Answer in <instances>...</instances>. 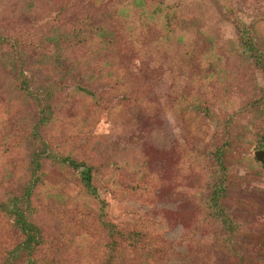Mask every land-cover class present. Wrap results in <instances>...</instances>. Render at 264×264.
<instances>
[{"label": "rangeland", "instance_id": "374dc122", "mask_svg": "<svg viewBox=\"0 0 264 264\" xmlns=\"http://www.w3.org/2000/svg\"><path fill=\"white\" fill-rule=\"evenodd\" d=\"M91 1L0 0V33L19 36L20 66L41 91L47 82L57 87L54 118L42 131L52 154L91 165L106 220L145 232L151 249L124 250L119 264H235L227 239L250 264H264V170L253 155L264 143V114L253 104L264 96V72L237 29L249 28L264 55V0ZM60 2L67 7L57 11ZM174 5L191 20L167 30L164 14ZM83 19L100 23L101 35L49 67L40 62L53 39ZM19 72L1 48L0 202L24 191L31 156L43 148L31 139L38 108L20 90ZM228 141L225 207L239 223L235 235L205 209L221 173L214 151ZM41 167L44 184L33 198L45 238L38 264H107L94 230L100 201L76 172ZM11 223L0 216V262L20 241Z\"/></svg>", "mask_w": 264, "mask_h": 264}, {"label": "trees", "instance_id": "16d2710c", "mask_svg": "<svg viewBox=\"0 0 264 264\" xmlns=\"http://www.w3.org/2000/svg\"><path fill=\"white\" fill-rule=\"evenodd\" d=\"M92 1L94 2V0ZM92 1L89 4H91ZM66 7L67 4H62L60 2L57 11H62V9H65ZM166 8L167 11H165L164 14V24L167 30L177 27V25L180 24H189L188 22H190L191 16L183 11L180 14H177L176 11H174L177 9V5ZM87 11L91 10L87 9ZM237 29L243 47L251 54L255 66L264 72V55L258 49L256 43H254L250 29L242 27L239 23L237 24ZM101 33L102 27L100 26V23L95 25L91 19L79 24L70 25L68 31H65L53 39V52L48 54L46 51H42L39 60L40 62H43L44 60V65L49 67L51 62H58L61 60L64 57L66 50L90 45L97 38H93L92 36L101 35ZM105 41L106 40H103V45H105ZM108 43L112 44V48L117 46V43L115 42ZM21 46L22 44L19 42V36L17 34L4 35L0 33V49H8L13 58L17 61L20 70L19 75L17 76L20 90L32 100L38 108L37 120L31 130V139L37 144L43 146V148L41 149V152H34L31 156L28 166L30 167L31 177L29 179V184L24 188V191L20 195H12V197H7L6 200L0 202V216L2 219L9 221L11 219V228H15L20 234V241L14 244L11 251L7 252L4 262H0V264H38L39 261L37 259H39V257L37 254L42 248H45L43 231L33 219L35 216L33 198L41 185L44 184L45 173L41 167L43 163H53L61 168H67L76 172L85 193L93 199L100 201L97 188L94 185L93 167L84 160H75L70 156L59 157L52 154L50 147L44 141L42 131L54 118L51 100L55 97V90L57 87H54V85L50 83L47 84V82L45 83L44 88H42L43 91H41L40 88L36 86V80H33L24 74V69L20 64L23 61L25 52ZM77 89L81 93L93 96L92 91H89V89L85 87L79 86ZM253 104L264 114V96ZM199 109V107H195L196 111H200ZM203 111L208 118L212 119L218 126H220L221 118L216 116L208 108H205ZM223 126L224 129L227 130L228 122H225ZM259 147L260 148L257 150H264V143L261 142ZM231 149L232 144L228 141L225 142L224 146L214 151V158L221 169V173L219 177L215 178L214 182H212L210 194L205 200V209L208 211L207 214L212 223H218L229 235H235L240 230L239 223L231 218L225 207L228 191V178L226 177L228 171L227 167H225V163L228 162L229 155H231L232 151ZM100 204L101 208L97 213L98 225L94 227V230H99L104 237L107 264H119L121 261L120 253L124 250L140 252L142 250L145 251L151 249V247L146 245L147 241L144 231L133 230L126 226L115 225L107 221L105 215V203L100 201ZM223 247L227 254H237V262L235 264H250L242 255L235 251L229 239L225 240ZM39 260L42 261L41 259ZM45 264L47 263L45 262Z\"/></svg>", "mask_w": 264, "mask_h": 264}, {"label": "water", "instance_id": "95a60500", "mask_svg": "<svg viewBox=\"0 0 264 264\" xmlns=\"http://www.w3.org/2000/svg\"><path fill=\"white\" fill-rule=\"evenodd\" d=\"M253 155L255 160L262 165V169L264 170V150H256Z\"/></svg>", "mask_w": 264, "mask_h": 264}]
</instances>
